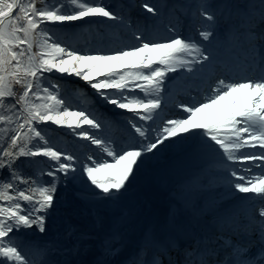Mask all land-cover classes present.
I'll return each instance as SVG.
<instances>
[{"label": "snow or ice", "instance_id": "snow-or-ice-1", "mask_svg": "<svg viewBox=\"0 0 264 264\" xmlns=\"http://www.w3.org/2000/svg\"><path fill=\"white\" fill-rule=\"evenodd\" d=\"M0 264H264V0H0Z\"/></svg>", "mask_w": 264, "mask_h": 264}, {"label": "rangeland", "instance_id": "rangeland-1", "mask_svg": "<svg viewBox=\"0 0 264 264\" xmlns=\"http://www.w3.org/2000/svg\"><path fill=\"white\" fill-rule=\"evenodd\" d=\"M106 2L110 4H116L119 2V0H106ZM60 140L61 142L66 141L68 143H72V138L64 133L60 134ZM183 151L184 149L182 150L174 149L173 152L170 153L169 160L166 163L159 162V159H158L159 156H157L156 158L148 162L144 166L142 172L138 175V179L135 182L136 186L139 189H141L142 188V186H140L141 183L147 177L150 179V177L153 175L152 179L150 180L149 186L147 187L148 190L152 192L154 195H156L157 197L167 200L171 189L178 181L179 169L186 168V170H183V172H185L189 168V165L185 167L184 164L180 163L178 158H177L178 159L177 161L176 160L172 161L173 158L177 157L179 152L182 153ZM188 175L190 174H187L186 176ZM186 176H183V178Z\"/></svg>", "mask_w": 264, "mask_h": 264}, {"label": "bare ground", "instance_id": "bare-ground-1", "mask_svg": "<svg viewBox=\"0 0 264 264\" xmlns=\"http://www.w3.org/2000/svg\"><path fill=\"white\" fill-rule=\"evenodd\" d=\"M170 112H172V109L170 110ZM118 130H120V128H116ZM116 129H112L116 131ZM116 136H119L118 134H114ZM94 147V146H93ZM174 149H178V150H182L183 148L179 145H176V146H171L169 147L168 149H165V150H162L160 154H158L159 156V162H163V163H166L168 162L169 160V155L171 152H173ZM180 161V163L184 164L185 167H187L189 165V168L187 171L183 172V170H186V168H180L179 169V175H178V181H181L183 178V176H186L187 174H190L188 176H191L193 175L195 172H197L198 169H200L201 167H203L205 165V161L193 156V155H190L186 152V150H184L182 153L179 152V154L177 155V157L173 158L172 161H177L178 159ZM175 163V162H173ZM153 176V175H152ZM152 176L150 177V179L147 177L143 182H142V188L141 190H145L146 193H148L152 199L155 201L156 205H157V208L159 211H163L164 210V207H165V204H166V201L165 199L163 198H159L157 197L156 195H154L152 192H150L148 190V186H149V183H150V180L152 179ZM186 176V177H188ZM134 239H135V236H131L126 244V251L129 250L134 242ZM123 257V256H122ZM87 260L91 261L92 259H94L93 256L89 255V256H86L85 257ZM121 257L117 258L118 260H120Z\"/></svg>", "mask_w": 264, "mask_h": 264}]
</instances>
